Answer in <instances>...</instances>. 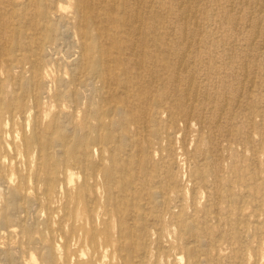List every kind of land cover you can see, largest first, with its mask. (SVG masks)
I'll return each instance as SVG.
<instances>
[{
    "label": "rangeland",
    "instance_id": "obj_1",
    "mask_svg": "<svg viewBox=\"0 0 264 264\" xmlns=\"http://www.w3.org/2000/svg\"><path fill=\"white\" fill-rule=\"evenodd\" d=\"M91 2L0 0V264H43L50 247L53 264H264V1L154 0L155 25L140 32L134 0L128 11L117 0L116 24L104 15L110 0ZM85 6L118 60L79 88L75 11L85 25ZM43 8L57 28H39L50 23L36 15ZM89 53L91 66L99 52ZM123 86L128 98L115 95Z\"/></svg>",
    "mask_w": 264,
    "mask_h": 264
},
{
    "label": "bare ground",
    "instance_id": "obj_2",
    "mask_svg": "<svg viewBox=\"0 0 264 264\" xmlns=\"http://www.w3.org/2000/svg\"><path fill=\"white\" fill-rule=\"evenodd\" d=\"M85 2H88V4H90V5H92L91 3V1H94V0H84ZM105 1V0H104ZM127 3L126 4H124V8L125 9H127V11L131 8V3H132V1L131 0H125ZM154 0H134V10L136 11L135 12V14L133 15V9L131 8L129 11H128V13H130V18H131V16L133 17V21L131 22L132 24L130 25L132 28L131 29H133V30H135V31H137V32H140V31H143L144 30V28L146 29V27H148L150 30L154 27V23H153V17H150V12H151V10H152V5H153V2ZM188 1V0H187ZM258 1V0H257ZM264 0H262V2H263ZM190 2V1H189ZM188 2V3H189ZM55 3H56V1H55ZM186 3V2H185ZM193 3V2H192ZM256 3H258V2H256ZM184 5V4H183ZM182 5V6H183ZM261 5H262V3H261ZM97 6V5H96ZM118 6V2H117V0H110V2L108 3V5L105 7V11H104V15L107 17V19L109 20V21H111V22H113V23H115L116 24V19L118 18V14H120L121 12H118L117 10H116V7ZM186 6H188V5H186ZM263 7H264V5H262ZM262 6H260L261 8H262ZM76 7V6H75ZM90 7H92V6H90ZM85 8H86V11L85 12H87L88 13V20L86 21V23H85V25H83L82 24V17H83V15H82V12H84L83 10H81L79 7L76 9V11H75V13H76V15H77V23H76V25H75V27L77 28L76 29V31H78L79 32V59H78V61H77V68H81L82 69V71L81 72H79V75L72 81V82H74L77 86H78V84H79V88H81L82 87V81H83V78L84 77H86L87 78V80L88 79H96V78H98V79H100V80H104V71H105V68H104V66H103V63H104V61L106 62V60L108 61V62H113V61H115V60H118V58H114V57H112V56H105V54H106V47L105 48H103L102 47V43H101V41L103 40V37H106V33L108 32L107 31V29H108V27L106 26V25H104L103 23H102V21L100 20V17H99V15H97L95 12H93V11H91V9L90 8H88L87 6H85ZM189 8V7H188ZM196 8V7H195ZM186 9V8H185ZM184 9V11H187V9L185 10ZM190 9V8H189ZM188 12V11H187ZM186 13V12H185ZM53 13L52 12H50V11H48V10H46V9H44L43 8V10H42V12L41 13H39V11H36V15L37 16H39V15H41V18H43L45 21H48L49 20V24H46V25H43V26H39V28H42V29H45V30H48V31H51L52 29V26H53V29L54 28H57L56 26L57 25H55V24H53V23H51V20H52V16L50 17V15H52ZM183 14V13H182ZM169 15V14H168ZM186 15H188V14H186ZM44 17H46V18H44ZM106 20V19H105ZM130 20V19H129ZM24 22V21H23ZM28 22V21H27ZM27 22H25V23H27ZM192 22V21H191ZM258 22V21H257ZM60 23V22H59ZM65 24V23H64ZM128 23H126V25H127ZM182 24V23H181ZM95 26V28H96V30H97V35H92L91 34V32H90V28L92 27V26ZM116 26V25H115ZM128 26H129V24H128ZM127 26V27H128ZM185 27V26H184ZM116 28V27H115ZM118 28H120V30H121V25L118 27ZM127 29H129V28H127ZM185 30V29H184ZM200 30V29H199ZM127 31V30H126ZM174 31V30H173ZM131 32V31H130ZM185 32V31H184ZM184 32H183V34H184ZM120 33H121V31H120ZM146 34V33H145ZM67 35V34H66ZM70 35V34H69ZM108 36H109V34H108ZM66 37V36H65ZM68 37H70V36H68ZM72 37V36H71ZM154 37V36H153ZM119 38V37H118ZM117 38V39H118ZM134 38V37H133ZM143 38V37H142ZM155 38V37H154ZM184 38V37H183ZM68 39V38H67ZM91 40H92V42H91ZM107 40H110L111 41V45H113V46H115L116 48H118V49H122L123 51H126L127 49H135L136 47L134 46V41H133V39H132V41L133 42H130V39L129 40H126V43L127 44H124V45H122V43L121 42H119L118 40H116V39H114V38H108ZM120 40V39H119ZM45 41H47V42H45ZM45 41H43V43L42 42H37L36 44H37V46L39 47L40 46V48H43L44 49V46H46L47 45V43H48V40H45ZM49 41H52L51 39L49 40ZM153 41V40H152ZM187 42V41H186ZM196 42V41H195ZM101 43V44H100ZM154 43H158V39H154ZM188 43V42H187ZM21 44H25L24 42H20L19 43V45H21ZM27 44H29V43H27ZM32 44H34V42H32ZM67 44V43H66ZM147 44V41H144L143 40V42L142 43H140V45L142 46V49L144 48L143 46H145ZM195 44V43H194ZM136 45V44H135ZM185 45V44H184ZM95 47L96 49H97V51L99 52V54H96L95 53V55H93L91 58L93 59L92 60V64L93 65H89L88 64V58H89V56H90V49H91V47ZM150 47V46H149ZM148 47V48H149ZM147 48V49H148ZM189 48V47H188ZM145 49V48H144ZM146 49V50H147ZM138 50V49H137ZM87 51H88V53H87ZM132 51V50H131ZM24 52V51H23ZM143 52V51H142ZM166 52V51H165ZM147 53V52H146ZM142 54V53H141ZM177 56V55H176ZM108 57H110V59L111 60H109V58ZM44 58H46V56H44ZM183 58V57H182ZM121 57H120V61H121ZM179 60V59H178ZM28 61V60H27ZM44 61V60H43ZM46 61V60H45ZM135 61V60H134ZM183 61V60H182ZM137 62V61H136ZM191 62H193V61H191ZM28 63V62H27ZM141 63V62H140ZM143 63V62H142ZM194 63V62H193ZM136 64H138V63H136ZM190 64V63H189ZM141 65H143V64H141ZM140 65V66H141ZM32 66V69H33V74H36L37 72H38V70H35V67L33 66V65H31ZM149 67V66H148ZM151 67V66H150ZM179 67V66H178ZM188 67V66H187ZM129 69L130 68H128V67H126L125 69H124V71H123V73L124 74H126V81H130V82H132L133 80H135L138 76H136V77H134V74L133 73H131L130 71H129ZM140 69V68H139ZM16 70H18V69H16ZM23 72V71H22ZM142 72V71H141ZM153 72V71H152ZM184 72V71H183ZM29 74V73H28ZM178 74V73H177ZM188 75V74H187ZM155 77V76H154ZM85 78V79H86ZM103 78V79H102ZM157 78V77H156ZM188 78H190V77H188ZM19 80V79H18ZM157 81V80H156ZM187 81V80H186ZM190 81H191V79H190ZM25 82V81H24ZM20 83V82H19ZM191 83V82H190ZM193 83V82H192ZM26 84V83H25ZM65 84V83H64ZM93 84V83H92ZM125 84V83H124ZM177 84V83H176ZM188 84V83H187ZM191 85V84H190ZM190 85H189V87H190ZM127 86V85H126ZM152 86V85H151ZM178 86V85H177ZM198 86V85H197ZM69 87V86H68ZM94 87V86H93ZM196 87V86H195ZM179 88V87H178ZM192 88V87H191ZM127 89L128 88H126V87H121L120 89L118 88V89H116V91H115V95H117L118 97H120V94L118 93V92H123L125 95H126V97H124V98H128L130 95H129V93H128V91H127ZM129 89H131V88H129ZM196 89V88H195ZM179 90V89H178ZM177 90V91H178ZM191 90V89H190ZM195 91V90H194ZM23 92V91H22ZM24 92L26 93V90H24ZM82 92V89L81 90H79L77 93H81ZM90 92V91H89ZM103 92V91H102ZM102 92H99L97 95H99L98 97L102 100V101H104L105 99H106V97L107 96H104V98H103V96H102ZM185 92H186V90H184L183 92H181L182 94V96H184L185 95ZM198 92V91H197ZM94 93V92H93ZM176 93V92H175ZM23 94V93H22ZM21 94V95H22ZM32 94L34 95V93L32 92ZM62 94V93H61ZM103 94H104V92H103ZM188 94V93H187ZM190 94V93H189ZM188 94V95H189ZM27 95V94H26ZM25 95V96H26ZM47 95V94H46ZM124 95V96H125ZM193 95V94H192ZM196 95V94H195ZM24 96V95H23ZM187 96V95H186ZM29 97V96H28ZM93 97L94 96H92L91 97V100H90V103H89V110L91 111V112H95V115H96V117H98L99 118V120L100 121H103L102 120V116H103V114L105 113L104 112V109H103V107L102 106H100V104L98 103V102H95L94 104H92L93 103V101H94V99H93ZM188 97V96H187ZM192 97V96H191ZM195 96H193V98H194ZM120 98H123V97H120ZM185 98V97H184ZM215 98V97H214ZM36 99V98H35ZM109 99V98H108ZM206 99V98H205ZM117 101V100H116ZM194 101V100H193ZM215 101V100H214ZM126 102H127V100H125V104H126ZM22 103H23V101H22ZM21 103V104H22ZM110 102L108 101L107 102V104H109ZM10 104V103H9ZM106 104V105H107ZM116 104H119V105H117L116 106V108H115V110H114V112H116L117 113V115H121V117L122 116H124V113H126L127 111H129L127 108H126V105H123L122 106V104H121V102L120 101H117V103ZM121 104V105H120ZM175 105V104H174ZM177 108H179V109H181V113H188V112H186V108L184 107V103H182V102H180V103H178V105L176 106ZM92 108H93V110H92ZM223 110V109H222ZM106 111V110H105ZM130 111H131V109H130ZM12 112V111H11ZM19 113V112H18ZM13 114V113H12ZM187 115V114H186ZM24 116V115H23ZM106 116V115H105ZM182 116H184V114L182 115ZM188 116V115H187ZM12 117H13V115H12ZM16 117V116H15ZM199 117V116H198ZM203 117H204V115H203ZM17 118V117H16ZM127 118L129 119V124L131 125L133 122H134V119H132V118H134L133 117V114H130V115H128L127 116ZM10 119V118H9ZM23 119V118H22ZM185 120H186V118H185ZM187 121V120H186ZM189 121V120H188ZM187 121V122H188ZM216 121V120H215ZM217 122V121H216ZM208 123H210V122H208ZM134 124V123H133ZM187 124V123H186ZM189 124V123H188ZM111 125V124H110ZM212 125H213V123H212ZM68 126V125H67ZM187 126V125H186ZM203 127V126H202ZM210 127V126H209ZM213 128V127H212ZM130 129V128H129ZM136 129V128H135ZM35 130V129H34ZM86 136H87V138H89V135H90V133H89V129H84V132H83ZM34 134V133H33ZM126 135H127V133H125ZM25 135V134H24ZM211 135V134H210ZM214 136V135H213ZM33 137V136H32ZM35 137V136H34ZM211 137V136H210ZM30 138V137H29ZM87 138H86V140H87ZM95 138L97 139V140H99V138H98V136H96V137H94V139L93 140H95ZM214 138V137H213ZM36 139H37V137H36ZM211 139V138H210ZM24 140V139H23ZM27 141H28V143H34L35 142V139L34 138H30V139H27ZM99 141H101V140H99ZM26 142V141H25ZM128 146H130V145H128ZM103 148V147H102ZM96 150V149H95ZM127 150H129V149H127ZM102 151V150H101ZM112 151V150H111ZM124 151V150H123ZM69 153L70 154H72L73 153V150H70L69 149ZM88 153V152H87ZM96 153V152H95ZM100 153V152H99ZM126 154V153H125ZM121 155V154H120ZM206 155H207V153H206ZM123 156H124V154H123ZM102 157H103V154H102ZM204 157V156H203ZM85 158V157H84ZM86 159V158H85ZM3 160V159H2ZM2 160H1V162H2ZM203 160H204V158H203ZM125 161H126V159H125ZM137 162V161H136ZM135 162V163H136ZM145 164V163H144ZM99 165V164H98ZM93 167V166H92ZM97 167H99V166H97ZM81 168H82V166H81ZM89 168H91V166L89 167ZM93 169V168H92ZM9 170V169H8ZM89 171V170H88ZM122 172V171H121ZM2 175H3V173H1ZM88 176H89V174H87ZM1 176V175H0ZM7 177V176H6ZM34 177V176H33ZM36 177V176H35ZM141 177V176H140ZM44 178L46 179V178H50L49 176H47V174H46V176H44ZM23 179V178H22ZM137 179V178H136ZM5 181H6V179H4ZM108 181V180H107ZM1 183V182H0ZM4 183V182H3ZM109 183V182H108ZM88 184H89V182H88ZM5 186V185H4ZM9 186V185H8ZM95 186V185H94ZM6 187H7V185H6ZM90 187V186H89ZM59 188V187H58ZM7 189V188H6ZM54 188L53 187H50L48 190L49 191H52ZM112 189V188H111ZM17 190V189H16ZM89 190V189H88ZM109 190H110V188H109ZM110 192V191H109ZM16 193V192H15ZM14 193V194H15ZM116 193V192H115ZM17 194V193H16ZM13 195V194H12ZM87 195V194H86ZM14 196V195H13ZM17 196V195H16ZM135 196V195H134ZM122 197V196H121ZM31 199V198H30ZM33 199V198H32ZM96 199V198H95ZM95 199H92V200H95ZM18 201V200H17ZM16 201V202H17ZM66 201H67V199H66ZM20 202V201H19ZM89 202H90V200H89ZM144 202V201H143ZM15 203V202H14ZM94 203V202H93ZM88 204H90V203H88ZM147 204V203H146ZM39 205H40V203H39ZM145 205V204H144ZM18 206V205H17ZM16 206V208H18ZM20 206V205H19ZM34 206V205H33ZM92 206V205H91ZM13 207H14V205H13ZM35 207V206H34ZM39 207V206H38ZM145 207V206H144ZM25 209H26V207H24ZM33 208V207H32ZM51 208V207H50ZM19 209V208H18ZM17 209V210H18ZM21 209V208H20ZM39 209V208H38ZM33 210V209H32ZM37 210V209H36ZM19 211V210H18ZM24 211V210H23ZM40 211V210H39ZM145 211V210H144ZM17 212V211H16ZM36 212H38V211H36ZM21 213H23V212H21ZM35 213V212H34ZM44 213V212H43ZM138 213H139V211H138ZM137 213V214H138ZM10 214V213H9ZM12 214V213H11ZM14 214V213H13ZM16 215V214H15ZM23 215V214H22ZM35 217V216H34ZM184 217V216H183ZM26 218V217H25ZM29 218V217H28ZM37 218H39V217H37ZM41 218V217H40ZM53 218V217H52ZM9 219H10V216H9ZM14 219H16V218H14ZM35 219V218H34ZM131 219V218H130ZM152 219V218H151ZM18 220V219H17ZM25 220V219H24ZM39 220V219H38ZM60 220V219H59ZM2 221V220H1ZM15 221V220H14ZM28 221L29 222H32V220L30 221L29 219H28ZM36 221V220H35ZM149 221V220H148ZM28 222V223H29ZM151 222V221H150ZM4 223V222H3ZM18 223V222H17ZM36 222H34V224H35ZM73 223V222H72ZM92 223V222H91ZM2 224V223H1ZM191 225V224H190ZM189 225V226H190ZM32 226V225H31ZM0 227H2V226H0ZM8 227V226H7ZM29 228V227H28ZM33 229V228H32ZM130 229V228H129ZM93 230V229H92ZM135 230V229H134ZM2 231V230H1ZM131 231H132V229H131ZM131 231H129L128 233H130ZM95 232H96V230H95ZM20 233V232H19ZM25 234V233H24ZM144 234V233H143ZM63 236V235H62ZM193 237V236H192ZM36 238V240H37V237H34V239ZM125 238H126V236H125ZM135 238V237H134ZM6 239V238H5ZM123 239V238H122ZM192 239H194V238H192ZM40 240V239H39ZM42 240V239H41ZM41 240H40V242H41ZM141 240V239H140ZM144 239H142V242H144L143 241ZM30 241H32V239L31 240H29V242ZM34 242H36L37 243V241H35V240H33ZM124 241V240H123ZM127 241H129V239L127 240ZM192 241V240H191ZM124 242H126V240L124 241ZM39 243V242H38ZM42 243V242H41ZM40 243V244H41ZM110 243V242H109ZM123 243V242H122ZM35 244V243H34ZM144 244V243H143ZM128 245V244H127ZM132 245V247H133V244H131ZM192 245V244H191ZM19 246V245H18ZM25 246V245H24ZM123 246H125V245H123ZM15 247V246H14ZM19 247H21V246H19ZM127 247H129V246H127ZM137 247H138V245H137ZM136 247V248H137ZM190 247H192V246H190ZM194 247V246H193ZM192 247V248H193ZM17 248V245H16V247L15 248H13L12 247V249L14 250V249H16ZM22 248V247H21ZM20 248V249H21ZM124 248V247H123ZM147 248V247H146ZM23 249V248H22ZM21 249V250H22ZM44 249H45V247H44ZM24 250V249H23ZM25 250H27V249H25ZM140 250V249H139ZM138 250V251H139ZM44 251V250H43ZM42 250H40V252L42 253L43 252ZM141 251V250H140ZM9 252V251H8ZM47 252V251H46ZM132 252H134V251H132ZM142 252V251H141ZM145 252V251H144ZM144 252H142V253H144ZM150 252V251H149ZM162 252H163V250H162ZM134 253H138L137 251L136 252H134ZM146 253V252H145ZM145 253H144V255H145ZM6 254V253H5ZM4 254V255H5ZM129 254H130V252H129ZM9 255V254H8ZM12 255V254H11ZM17 255V254H16ZM15 255V256H16ZM52 255H53V249L50 247V249H49V251L47 252V254H45V256H44V261H43V264H53V262L51 261V257H52ZM125 256H126V254H124ZM123 255V256H124ZM149 255V254H148ZM1 256H3V254H1ZM18 256V255H17ZM39 256H40V254H39ZM124 256V257H125ZM141 256V255H140ZM10 257V256H9ZM41 257V256H40ZM40 257H39V260H40ZM120 257V256H119ZM137 257V256H136ZM143 257V256H142ZM201 257V256H200ZM7 259V261H10L9 260V258L7 257H3V259ZM12 258V257H11ZM123 258V257H122ZM1 259V258H0ZM4 259V260H5ZM126 259V258H125ZM4 260H3V262H4ZM15 260V259H14ZM21 260V259H20ZM122 260V259H121ZM1 261V260H0ZM6 261V260H5ZM6 261V262H7ZM29 261V260H28ZM123 261V260H122ZM128 262H129V260H127ZM137 261V260H136ZM136 261H134V263L136 262ZM144 261H145V259H144ZM3 262H2V264H3ZM5 262V264H8V262L6 263ZM131 262H133V261H131ZM139 262V261H138ZM123 263V262H122ZM11 264V263H10ZM18 264H20L19 262H18ZM66 264V263H65ZM140 264V263H139Z\"/></svg>",
    "mask_w": 264,
    "mask_h": 264
}]
</instances>
